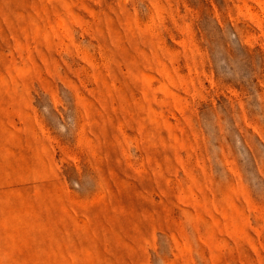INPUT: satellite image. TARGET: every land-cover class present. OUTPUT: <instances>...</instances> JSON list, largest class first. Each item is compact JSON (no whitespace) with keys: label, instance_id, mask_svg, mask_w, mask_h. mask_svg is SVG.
I'll return each mask as SVG.
<instances>
[{"label":"rangeland","instance_id":"obj_1","mask_svg":"<svg viewBox=\"0 0 264 264\" xmlns=\"http://www.w3.org/2000/svg\"><path fill=\"white\" fill-rule=\"evenodd\" d=\"M0 264H264V0H0Z\"/></svg>","mask_w":264,"mask_h":264}]
</instances>
